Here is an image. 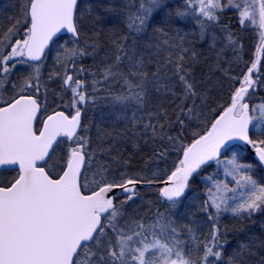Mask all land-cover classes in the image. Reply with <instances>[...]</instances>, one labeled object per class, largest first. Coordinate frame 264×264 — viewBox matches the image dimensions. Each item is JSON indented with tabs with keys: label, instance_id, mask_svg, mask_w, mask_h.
<instances>
[{
	"label": "snow or ice",
	"instance_id": "snow-or-ice-1",
	"mask_svg": "<svg viewBox=\"0 0 264 264\" xmlns=\"http://www.w3.org/2000/svg\"><path fill=\"white\" fill-rule=\"evenodd\" d=\"M229 15L257 30L254 57L231 77L210 125L184 143L201 116L197 102H207L193 75L197 45L207 43L218 58L231 50L241 62ZM10 19L0 30V174L15 175L0 179V264H264V237L232 247L221 224L226 213L249 221L264 214V99L254 102L264 88V0H20ZM113 20L125 30L105 46L95 29ZM85 21L94 39L84 38ZM49 53L54 67L45 80ZM55 79L61 105L49 112ZM98 101L107 117L86 121ZM109 118L133 147L147 137L150 159L166 163L173 151L182 158L163 173L130 172L115 144L121 134L102 127ZM241 145L247 161L238 157ZM213 165L218 171L204 176ZM197 176L206 192L194 208L188 193ZM153 186L159 207L141 214L133 206Z\"/></svg>",
	"mask_w": 264,
	"mask_h": 264
},
{
	"label": "trees",
	"instance_id": "trees-1",
	"mask_svg": "<svg viewBox=\"0 0 264 264\" xmlns=\"http://www.w3.org/2000/svg\"><path fill=\"white\" fill-rule=\"evenodd\" d=\"M108 2H111V0H108ZM176 2L180 3L181 0H176ZM224 23L229 24L231 30L235 33L236 37L243 45L239 52L241 62H233L235 53H233L231 50L226 51L218 58L216 51H210L208 49L207 43L203 45H197L201 55L199 57V63L195 65L193 75L195 77L197 90L206 96L207 102L206 104H200L199 101L197 102L201 109V116L199 119H194L190 122L187 131L183 134L185 137L184 143L191 142L194 132H202L210 125V122L219 110V105L226 103L228 94L231 90L230 86L235 84V80H233L231 77H239L242 71L246 68L247 62H249L254 57L255 45L257 43V30L254 27H248L247 29L241 28L236 21V17L232 15L225 17ZM112 25L115 26L114 32L109 31V28L112 27ZM112 25L103 28L97 26L95 29L96 31L100 32V41L105 46H107L110 35L114 34L115 36L119 37L125 30L123 24L118 23L116 20L112 21ZM84 31L87 33V36L84 38L94 39V37H92L93 28L87 21L84 24ZM83 63L85 67H88L92 62L90 59H85ZM225 70H227L228 75H225ZM52 85L55 87L57 86L56 88L58 92H60V81H57L56 83L53 82ZM177 91H180L179 86H177ZM258 92L260 94L254 98V102L264 99V88L258 89ZM42 94L43 93H41V96ZM48 98H51V100H47L49 102L60 100L58 96L55 95L48 94ZM66 100L67 94H65V102ZM59 102V105H61V101ZM168 103L169 102L166 100L165 105L167 106ZM64 110L68 111V109ZM101 112L108 114V108L103 101H98L95 106L88 107L84 119L86 121H96L97 116ZM169 112L171 114V108H169ZM93 130L94 129H92L91 135L93 134ZM173 135H175V132H173ZM146 139L147 137H144V139H140L138 141L139 147H133V143L130 140L124 139L123 137L119 141H115L116 148L120 150L125 159H129L131 161L130 172H136L140 169H144V171L147 172L148 168L159 170L161 173H163V171L166 169L170 171L178 162V159L181 158V154L175 151L171 152L166 163L159 159H150L153 153V145L151 141H148L146 144ZM248 157L249 156L245 154L246 160H248ZM157 165H159L158 169ZM214 168L215 165L205 169L203 171V175L205 176L208 173H212ZM7 174L10 175L9 177L11 179L13 174L11 172ZM149 174L150 172H148V175ZM200 184L201 177L197 176L190 184L189 193L193 188H197L201 192L202 197H205V193L200 188ZM154 188L155 186L144 189L140 192V197L142 200L147 197L146 202L141 203V214H143L149 207L151 208L152 212H155L159 207V202L157 199L158 194ZM149 194L150 196H148ZM138 201L139 200L136 202ZM160 211H165V209L161 207ZM206 223L207 220L205 217V224ZM221 224L228 228V235L232 242V247H235L236 241L245 240L252 235L264 237V228H262V225H264V214H257V216L253 218V221L234 219L229 217L227 214H224L221 217ZM231 250V248L228 249L229 253Z\"/></svg>",
	"mask_w": 264,
	"mask_h": 264
},
{
	"label": "rangeland",
	"instance_id": "rangeland-1",
	"mask_svg": "<svg viewBox=\"0 0 264 264\" xmlns=\"http://www.w3.org/2000/svg\"><path fill=\"white\" fill-rule=\"evenodd\" d=\"M19 2H20V0H0V30L4 29V28H6V27H8L10 25V23L12 22L10 18L18 16ZM105 2H108V0H105ZM16 4H17V9H16ZM16 10H17V12L14 13V11H16ZM20 35H23V31L18 33L16 38H19ZM52 55H53L52 53H49V58L45 61L44 70H43V77H44L45 80L47 78L48 72L51 71L53 69V67H54L53 61H52ZM21 71H22V69H21ZM17 74H19V73H17ZM57 81H59V80L55 79V80H52V81H48V84H49L48 94L49 95L58 96L57 94L59 92H58V90L56 88L57 86L55 87V86L52 85L53 82L56 83ZM101 113L97 116V120L93 121L94 123H99L100 122ZM103 114L105 115V117H107V114H105V113H103ZM102 127H104L106 130H114L115 132L121 134V138L123 137L122 134L125 131L124 130V126L122 124L119 125L117 128L113 129L110 118L106 119L104 121V124L102 125ZM93 129L94 130H93L92 136H93V138H95L96 129L95 128H93ZM120 139H118L117 141H119ZM245 154H246L245 151L241 148V150L238 152V157L242 158L243 161H247L245 159ZM230 156H231V153H229L228 157H225V158H230ZM216 171H218V170H217V168L215 166L214 171H212V173L216 172ZM212 173H208L207 175H211ZM13 175H15V173ZM150 175H151V172H150L149 176ZM207 175H205V176H207ZM9 176L10 175H8L6 173H2V174H0V179L7 180V179H10ZM218 178L219 179H230V178L223 177L222 172L220 173ZM200 185H201L200 188L205 193L206 192V182L203 179H201V184ZM208 186H210V185H208ZM188 195H189V197H196L197 198L196 201H195L194 208H195L196 205H198L199 203L203 202V200L205 199V197H202L201 192L197 188H193ZM148 196H150V194ZM146 198H144L143 200L138 198L137 200H139V201L136 202V204L133 207L139 208L141 210L142 209V208H140L141 205H142L141 203L146 202V200H147ZM186 203H187V201H186ZM129 210L131 211V208ZM181 211H183V208L181 209ZM227 215L229 217H231L230 214H227ZM196 219L205 224V217H204L203 213H197Z\"/></svg>",
	"mask_w": 264,
	"mask_h": 264
},
{
	"label": "flooded vegetation",
	"instance_id": "flooded-vegetation-1",
	"mask_svg": "<svg viewBox=\"0 0 264 264\" xmlns=\"http://www.w3.org/2000/svg\"><path fill=\"white\" fill-rule=\"evenodd\" d=\"M16 9H17V4H16ZM17 12V10L16 11H14V13H16ZM13 13V14H14ZM55 99H57V98H55ZM47 100H51V99H47ZM60 100H54V102L53 101H51V102H49V101H47V104L48 105H50L51 107L49 108V112L51 111V108H55V107H57V105H59V102ZM57 110H59V109H57ZM42 119H43V116H40L39 117V120H41L42 121ZM9 173V172H8ZM7 174V173H6ZM12 174H14V173H12Z\"/></svg>",
	"mask_w": 264,
	"mask_h": 264
},
{
	"label": "water",
	"instance_id": "water-1",
	"mask_svg": "<svg viewBox=\"0 0 264 264\" xmlns=\"http://www.w3.org/2000/svg\"><path fill=\"white\" fill-rule=\"evenodd\" d=\"M238 144H240L241 142H237ZM248 146H243L241 145V148L244 149V148H247ZM248 155H249V152L248 151H245ZM145 189H148V188H145Z\"/></svg>",
	"mask_w": 264,
	"mask_h": 264
}]
</instances>
